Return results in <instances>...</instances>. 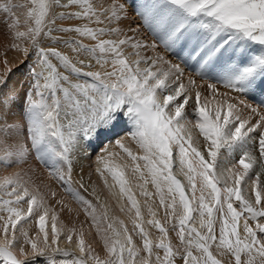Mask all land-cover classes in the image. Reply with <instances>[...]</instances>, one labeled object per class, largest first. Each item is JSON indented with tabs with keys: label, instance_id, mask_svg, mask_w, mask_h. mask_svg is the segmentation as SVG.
<instances>
[{
	"label": "snow or ice",
	"instance_id": "1",
	"mask_svg": "<svg viewBox=\"0 0 264 264\" xmlns=\"http://www.w3.org/2000/svg\"><path fill=\"white\" fill-rule=\"evenodd\" d=\"M73 5H79L82 11L56 12L57 8L68 9ZM16 8H27L24 19L27 30L17 31L16 36L30 41L32 51L28 47L23 51L25 56L35 55L36 61L30 69L33 83L25 93L22 108L18 94L11 89L5 91L7 77L0 76V164L10 167L34 156L49 167V174L64 184L66 191L72 193L73 152L93 138L111 132L126 119L129 125L127 134L136 141L143 155L134 154L122 138H116L114 143L133 161H144L143 167L150 174L161 206L170 210L166 215L176 218L173 228L179 229L177 235L184 245L183 254L174 250L167 239L168 229L155 218L156 213L150 206L148 211L153 218L147 223L162 235L155 243L149 239L139 203L131 189L126 187L128 181L124 172L107 162L113 153L105 147L101 150L104 154L97 160L112 173L121 194L127 196L131 204L128 211L135 210L133 231L142 239L147 255L140 256L132 235L120 221L122 232L109 223L108 231L102 236L107 251L104 258L95 254L90 245L85 246L81 233L77 243L80 255L73 264H177V256H181L183 264H222L211 251L213 243L230 253L234 264H264V222H260L264 220V196L261 191H255L253 203L241 189V182L250 178L249 172L258 160L264 172V110L243 99L264 82V0H137L134 11L141 23L135 27L130 24L126 31L119 26L93 28L87 24L70 27L57 24L58 19L67 17L86 18L90 22L94 18L96 24H101L104 22L102 13H106L104 19L108 24L118 22L126 18L121 13L127 12L126 4L120 0H113L108 8L99 11L91 0H66V3L63 0H27L25 4L0 0V13L12 19L11 28L20 24L13 11ZM143 30L152 34L154 39L151 42L140 37ZM60 32H75L97 43L86 45L79 40H61L53 35ZM105 33L120 38L100 39ZM60 42L71 46L75 53L84 52L95 58L96 64L105 70L84 71L93 65L81 59L78 61L81 67H78L56 47L41 46L42 43ZM124 47L130 49V54L134 53L135 59L125 58ZM161 47L179 62L168 59L161 53ZM141 49H151L154 54L142 55ZM53 59L77 79L73 81L70 75L59 71ZM109 62L110 71L106 70ZM141 64L146 66L141 67ZM186 68L193 69L187 76V83L184 82ZM193 77L204 80L213 95L218 92V84L237 95L230 96L227 91L222 93L224 100L210 114L207 107L201 105V92L196 90L200 86ZM190 102L198 116L206 152L193 146L191 135L185 136L184 125L180 124ZM241 107L251 109L250 115L255 114L259 119L250 122L242 117L239 114ZM18 108L23 119L16 118ZM250 142L258 144L259 157L252 155ZM174 149L178 150L182 170L185 166L187 168L184 175L190 185L191 199L186 195L184 185L172 173ZM222 150L229 156L239 151V165L243 171L220 167L224 162ZM133 171L144 177L139 164ZM97 172L103 175L101 168H97ZM165 187L171 197L170 203L166 202ZM0 189H5L10 197L0 202L2 210L8 213L6 219L0 217L4 221L0 225L3 232L0 257L10 264H27L34 256L45 255L47 249L64 256L71 254L69 250L53 247L60 235L55 215L52 216L49 243L45 230L49 209L38 192L29 191L19 173L5 176L0 181ZM143 194L152 195L149 192ZM73 195L87 205L86 211L92 209L91 215L96 223L95 206L75 193ZM177 198L183 210L178 216ZM21 201L27 204L26 210L15 206ZM194 212L199 214L200 228L206 231L190 224ZM28 217H38L39 230L44 234L41 244L23 227L17 235L18 223ZM242 218L243 236L238 230ZM250 220L256 221L254 227ZM20 236L32 249L29 253L24 247L19 248V256L24 259L13 251ZM67 239L71 241L72 235L69 234ZM193 246L199 256L193 255ZM154 248L163 250V256L154 252ZM242 255L246 259H242ZM224 264L229 262L225 260Z\"/></svg>",
	"mask_w": 264,
	"mask_h": 264
},
{
	"label": "rangeland",
	"instance_id": "2",
	"mask_svg": "<svg viewBox=\"0 0 264 264\" xmlns=\"http://www.w3.org/2000/svg\"><path fill=\"white\" fill-rule=\"evenodd\" d=\"M13 2L17 4H25L27 3V0H13ZM120 2L126 4L127 12L126 14L121 13V16L124 17L126 15V18H122L118 22H113L112 24H108L107 20L104 19L106 13H102L101 19L104 20V22L101 24H96L94 18L90 22L86 18H76V17H67L64 19H58L57 24L63 25L64 27H70L74 21H78L77 25L79 24L85 25L88 23L87 25L93 28L119 26L120 28L126 31L127 27L130 24L132 27H135L136 24L141 23L139 16L134 11L137 0H120ZM91 3L93 4L94 8H96L99 11L102 8H108L113 3V1L91 0ZM16 9H14L13 11L16 13V17H18L20 20V24L16 28L9 27V25H11L12 23V19L8 15L0 13V38H9L8 40L12 41L13 43L14 41L12 40V38L16 40H18L19 38L22 50L20 48L19 52L15 53L16 56L12 58L9 55V56H5L2 60L1 59L2 57L0 56L1 57L0 76L7 77V86L5 88V91L10 89L14 90L20 98L18 103L20 105V108H22L24 106L25 93L31 88L33 83V78L30 73V69L35 66L36 57L35 55L25 56V53L23 51L25 47H28L30 52L32 51L30 46V41L26 37L17 38L14 36L17 31L27 30V25L24 24L27 8H16ZM56 12L59 13V12H75V11H73L71 8L68 9L57 8ZM53 35L60 37L61 40H79L86 45H95L97 43V41H94L89 37L80 36L75 32H60V33H53ZM139 35L141 38L146 39L149 42H151L154 39L152 34L150 32H147V30H143ZM118 38L120 37H117L115 34L112 33H105L100 37V39H118ZM41 46L56 47L59 51H62L63 53L68 55L75 63L79 61L77 60V58L79 57L80 60L83 58V60L87 61L86 63H91L93 65V67L91 68H84V71H96L98 70L97 67L100 66L99 64H96L95 58L88 56V54L85 55L84 53L83 55H80L78 57L76 55H71L69 53L70 51H72L71 46L65 45L63 42L57 44L42 43ZM6 47L8 49L13 48V46L9 44H7ZM160 51L168 59H171L174 63L179 62L176 57L169 56L167 53H165L162 47L160 48ZM124 54L126 59L129 60L135 59L134 53L130 54V49L128 47H124ZM141 54L153 55L154 53H152L151 49H147V50L141 49ZM53 63H56L58 65L59 71L64 72L67 75H70V78L73 80L77 79V77L74 74H71L70 72L66 71L63 67L59 66L58 61H56L55 59H53ZM77 66L81 67L79 63H77ZM145 66L146 65L141 64V67H145ZM181 66L183 67L184 65L182 64ZM161 67H166V66H161ZM99 70L103 71L105 69L99 68ZM106 70L108 71L111 70L110 62L109 65L106 66ZM192 71L193 69L186 68L185 81H184L185 83H187L188 74ZM193 78L195 79L196 84L200 86L196 90L201 92V105L206 106L210 114L211 111L218 104H220L222 100H224L223 95H221L222 93L227 91L229 92L230 96L237 95L236 92L225 89L220 84H218L217 86L218 92L216 93V95H213L210 90H207L206 83L204 80H201L199 77H193ZM79 79L83 80L86 78L79 77ZM192 95L194 96V92ZM34 98L39 99V97H35V96ZM243 99H245L253 107H257L259 110H264V82H261L260 86L253 93H251L248 96H244ZM224 107L226 108V104L224 105ZM250 113H251V109H245L241 107L239 114L242 117L249 119L250 122H255L257 119H259L258 116H256L255 114L250 115ZM13 118L14 117H10V119ZM16 118L23 119V116L19 108L17 109ZM198 122H199L198 116L194 114V105L193 103L190 102L186 108L185 115L180 119V124L184 125L183 133L185 134V136L189 134L191 135L192 138L191 142L193 146L198 147V149L201 150L202 152H206L207 151L206 142L203 134L199 130ZM128 128L129 125L127 123V120L125 119L123 123L118 124L116 128H114L111 132L102 134L99 137L93 138L90 142L84 143L81 147L76 149L71 156V159H73L72 161H77L81 163L76 165L80 167V170H82V172L84 171L83 172L84 176L81 177L83 174H80L81 175L80 178L86 182V186H87V188L83 186H77L72 193L78 195L83 201L90 202L91 205L95 206L96 217H97L96 223L93 222V217L91 215L92 209L88 208V210L86 211L87 205L85 203H82L80 200H77L73 194L66 191L65 185L59 182L58 180H56L50 174H48L47 179H44V174L42 171L30 172L28 174H25L23 170V166L25 165L24 164L25 162L13 163L14 165L12 164L10 167L0 164V181H2L5 176H12L14 173H19L23 179V182L25 183V186L29 189L30 192H38L44 198V202L46 205H49L52 208V204H53V206L56 208L55 209L53 207L52 210L55 212L56 221L59 222L60 228L63 229V232L61 233V235H59V238L57 239V243L56 245H53V247H58V244L61 242L60 240L61 238L64 239L65 241H69L67 239V236L69 234H71L73 237L71 242L78 243V236L82 233L83 239L85 241V246L87 247L90 245L92 249L96 252L95 254L99 255L101 258H104L105 256H107V251L104 247V241L102 239V236H104L108 231V224L110 222L112 224L114 223V226L116 228L118 227L117 229L122 232V227L119 222L123 221L124 226L128 228L129 234L132 235L133 237L134 246L140 250V256L147 255L146 251L143 249L142 239L136 234V232L133 231L134 226L132 220L135 219V210H133L132 212L128 211V209L131 207V204L127 196L122 195L120 192L119 196L115 197L113 193L110 191V189L106 186L99 172H97V170L94 168L95 166L93 165L94 163L92 162L93 159L97 156L104 154L102 153L101 150L107 147L109 152L113 153L110 162L113 163L114 167L122 166L121 168L120 167L118 168L124 172V178L126 180L129 173L127 168L133 167L136 162L142 167L144 171L143 178H141L140 173L134 171L131 172L130 173L131 177H133L135 180L137 179V181L132 185L127 184L126 187L128 186L132 190V194L134 196L136 195L135 198L138 201L139 206L141 208L142 221L145 230L149 234V239H151L155 243L159 241L162 235L157 228L147 223L148 220L153 218L148 211V208L150 206L152 210L156 213L155 218L159 219L161 224L166 229H168L167 239L173 245L174 250H179L181 254H183L184 245L181 243L177 235L179 229L173 228V224L176 223V218L175 216L169 218L166 215V211H170V210H166L165 207L161 206L160 196L156 193V189L154 185L151 183L150 174L143 167L144 161L143 160L133 161L126 152H124L119 146H116L114 143L116 138H122L123 143L129 149H131V151L134 154L138 156L143 155V151L142 149H140L136 141L133 140L127 134ZM249 148L252 152V155L259 157L258 144L254 142H250ZM222 153H223L224 162L220 165V167L234 168V171H243L242 166L239 165V158L241 155L239 151L233 153L231 156H229L226 152H223V150ZM0 155H2V153H0ZM33 157L34 156H32V158ZM177 158H178L177 151L176 149H174L173 157H172L173 159V165L171 169L172 173L174 176H176L178 180L181 181L182 185H184L186 195L189 197V199H191L192 193L190 190V185L186 176L184 175V173L187 171V168L185 166L184 167L185 172L178 173L176 170L177 168H179L180 162H179V158L177 162L176 160ZM45 167H47V169L49 170L48 166ZM84 168L86 170H83ZM217 171H219V168L217 169ZM257 173H259V176H257ZM249 177L250 178L246 177L245 181L241 182V189H242V193L245 194L246 197L250 198L254 203L255 191H261L262 196H264V172H262L260 169L259 160L257 164L253 166V169L250 170ZM145 180H147V183H145ZM51 183L53 184L52 187H51ZM144 192L152 193V195L150 197L145 196L143 194ZM53 193H55V195H53ZM164 194L166 197V202L170 203L171 197L167 193L166 187L164 188ZM196 195L199 196V192H197ZM9 198L10 197H8L6 194V190L0 189V202H2L3 199H9ZM238 203L239 202H237V205ZM15 206L21 207L23 210H26L27 208V204L24 201H21L20 205H15ZM182 211H183L182 207L179 205L177 198L176 215L178 216L182 214ZM105 214H106V218H105ZM245 215H247V213H245ZM7 216L8 213L2 210V203H0V217H4L6 219ZM193 216L195 217L192 218L190 224L202 232L206 231V229L200 228L199 214L197 212H194ZM32 219L33 217H28L27 219L22 220L20 223H18L17 235H20L19 230L21 227H23L24 230L28 231L29 236L32 239H36L37 243L41 244V242L43 241L44 234L41 233L39 230L38 221H32ZM129 221L131 222L129 223ZM3 222H4L3 220H0V225H2ZM260 222H264V220H261ZM249 223L254 227L256 221L250 220ZM242 225H243V218L241 219L238 228L241 235L243 236ZM98 228L100 229L99 232L97 230ZM219 228H220V222L218 220L216 223L217 236L219 235ZM0 235H1L0 239H2L3 237L2 228H0ZM51 236H52L51 233L48 232L49 243H51V238H52ZM21 246L24 247L26 252L30 253L32 251L31 245L25 244L23 242L22 236H20L19 243L13 249V251L18 255L19 258L24 259L23 256H19V248ZM216 248H217L216 244L213 243L211 251L217 259H221L222 264H224L225 260H227L229 264H234V257H232L230 253H226L225 250L220 248L217 250ZM155 251H158L160 255L163 256V250L154 248V252ZM192 251H193V255L196 256L200 255V253L194 246L192 248ZM78 257L79 255H75V254L64 256L62 253H52L51 249H47L45 255L34 256L33 258L27 261V264H72L70 263V261L77 259ZM135 259H138V257ZM242 259H246V257L242 255ZM176 261L177 264H183V260L181 256H177ZM0 264H10V261H5L3 257H0ZM89 264H91V262H89Z\"/></svg>",
	"mask_w": 264,
	"mask_h": 264
},
{
	"label": "bare ground",
	"instance_id": "3",
	"mask_svg": "<svg viewBox=\"0 0 264 264\" xmlns=\"http://www.w3.org/2000/svg\"><path fill=\"white\" fill-rule=\"evenodd\" d=\"M92 1H94V0H92ZM113 1V0H112ZM63 2H65L66 3V0H63ZM97 2V1H96ZM15 3V2H14ZM97 4H99V3H97ZM70 8L73 10V11H75L76 12V10H77V12H79V11H82V9L80 8V6L79 5H73V6H70ZM79 10V11H78ZM23 11V10H22ZM16 12H17V9H16ZM82 22V21H81ZM78 24V21H74L73 23H72V25L73 26H76ZM88 24V23H87ZM71 25V26H72ZM80 25V24H79ZM15 37H17L16 36V34L14 35ZM18 38V37H17ZM9 38H0V52H1V59L3 60V58L5 57V56H11V58L12 57H14V56H16L15 55V53H17V52H19V49L21 48V50H22V47H21V44H20V39L18 38V40H16V39H13L12 38V40L14 41V43L12 42V41H10V40H8ZM7 44H9V45H11V46H13V45H16V47H13V48H10V49H8L7 47H6V45ZM71 55H76L77 57L78 56H80V55H83L84 54V52H81V53H75V52H73V51H70L69 52ZM85 55H86V53H85ZM8 58V57H7ZM9 59H10V57H9ZM8 59V60H9ZM83 59V58H82ZM85 59V58H84ZM13 60V59H12ZM11 60V61H12ZM77 60H80V58L78 57L77 58ZM14 61V60H13ZM85 62H87V61H85ZM7 63V62H6ZM34 63V62H33ZM77 63H78V61H77ZM31 64V63H30ZM99 68H101L100 66L99 67H97V69L99 70ZM23 79V78H22ZM74 80H76V79H74ZM73 80V81H74ZM29 81V80H28ZM223 90V89H222ZM131 145V144H130ZM129 145V146H130ZM135 145V144H134ZM137 145V144H136ZM131 148V147H130ZM78 149V148H77ZM177 151V156H178V150H176ZM74 153V152H73ZM175 155H176V153H175ZM98 157V156H97ZM97 157H95L94 159H93V165L95 166L94 168L97 170V168H101L102 169V171H103V175H101V173H99L100 175H101V177H102V179L104 180V182H105V184H106V186L110 189V191L113 193V195L115 196V197H118L119 196V194H120V186H119V184L114 180V178H113V176L111 175V172H109L107 169H104L103 168V164L101 163V162H99L98 160H97ZM111 158H112V156L110 157V158H108V163H109V165L110 166H113V163H111L110 161H111ZM179 158V157H178ZM178 158L176 159L177 160V162H178ZM77 159V158H76ZM73 160V159H72ZM78 160V159H77ZM25 165V167L23 166V170H24V173L25 174H28V173H30V172H36V171H38V172H40V171H42L43 172V174H44V179H47V177H48V174H49V170L47 169V167H45L46 165L44 164V163H42V162H40V161H38V160H36L35 159V157H33L32 158V156H29V158L26 160V162L24 163ZM76 164H81V163H79V162H77V161H72V183H71V188L73 189V191H74V189L77 187V186H83V187H86L87 188V186H86V182L85 181H83L81 178H80V174H83L81 177H83L84 176V171L82 172V170H80V167H78ZM136 164H138L137 162L135 163V165ZM14 165V164H13ZM135 165L133 166V167H130V168H127V170H128V176H127V181H128V185H132V184H134L136 181H137V179L135 180L133 177H131V175H130V173L131 172H133V169H134V167H135ZM5 166V165H4ZM83 167V166H82ZM86 167H88V166H86ZM118 167H122V166H118ZM66 170V169H65ZM83 170H86L85 168L83 169ZM185 170V168H183V170H182V166L180 165L179 166V168H177V172L178 173H182V172H185L184 171ZM141 171L142 172H144L143 171V169H142V167H141ZM53 186V184L51 183V187ZM128 187V186H127ZM53 188H55V187H53ZM129 188V187H128ZM55 190V189H54ZM131 192H132V190H131ZM58 193V192H57ZM64 194H66V193H64ZM71 194H73V193H71ZM136 196V195H135ZM73 200V199H72ZM55 202V201H54ZM45 206L49 209V211H48V215H47V217H46V230L48 231V232H50L51 233V235H52V232H51V228H52V223H53V221H52V216L53 215H55V212L52 210L53 209V204H52V208L49 206V205H46L45 204ZM25 208V207H24ZM55 208V207H54ZM56 209V208H55ZM77 210V209H76ZM41 214H42V212H41ZM195 216H193V218H194ZM32 221H38V217H33V219H32ZM131 221H129V223H130ZM111 223V222H110ZM55 224H56V227H57V230L59 231V233H60V235H61V233L63 232V229L62 228H60V224H59V222H57V221H55ZM113 225H114V223H113ZM143 227H144V224H143ZM118 228V227H117ZM1 236V235H0ZM52 237V236H51ZM50 237V238H51ZM3 238V237H2ZM61 240V242L58 244V247L59 248H62V249H66V250H69L70 251V253L71 254H75V255H80V253H79V248H78V246H77V243H75V242H71V241H65L64 239H60ZM217 250L219 249V248H216ZM95 252V251H94ZM96 253V252H95ZM75 260V259H74ZM74 260H71L70 261V263H72L73 264V261Z\"/></svg>",
	"mask_w": 264,
	"mask_h": 264
}]
</instances>
